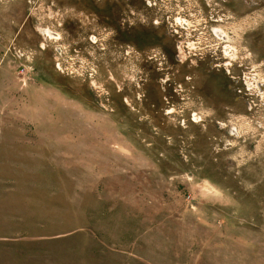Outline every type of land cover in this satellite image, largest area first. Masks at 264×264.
I'll use <instances>...</instances> for the list:
<instances>
[{
  "label": "rangeland",
  "instance_id": "rangeland-1",
  "mask_svg": "<svg viewBox=\"0 0 264 264\" xmlns=\"http://www.w3.org/2000/svg\"><path fill=\"white\" fill-rule=\"evenodd\" d=\"M149 1L0 0V264H264V0Z\"/></svg>",
  "mask_w": 264,
  "mask_h": 264
},
{
  "label": "flooded vegetation",
  "instance_id": "flooded-vegetation-1",
  "mask_svg": "<svg viewBox=\"0 0 264 264\" xmlns=\"http://www.w3.org/2000/svg\"><path fill=\"white\" fill-rule=\"evenodd\" d=\"M91 1V0H90ZM146 1V3L148 4L147 5V7L149 8V9H152L153 8V6H154V4H152L151 3V1H149V0H145ZM94 2V1H93ZM158 5H159V3L158 2H156L155 3V7H157L158 8ZM161 5V4H160ZM124 6H125V4H124ZM90 8H91V6H90ZM93 8V7H92ZM112 8V7H111ZM175 11L174 10H166V13H169V14H173ZM163 16V15H162ZM167 17H169L168 15L167 16H163V17H161L162 19H163V21L168 25V23H170L169 22V19L167 18ZM160 19V17L157 15V18L155 19V21H156V25L157 26H159V20ZM110 20V23L109 24H107V25H109V27L110 28H118V27H120V25L118 24V21H117V18H116V13H115V11H112V18L111 19H109ZM153 21V20H152ZM172 21H175V20H172ZM179 21V19H177L176 21H175V23H179L178 22ZM173 23V22H172ZM114 24H117V26L118 27H112V25H114ZM155 24V23H154ZM180 24V23H179ZM182 25V24H181ZM173 27L171 24H169V26L168 27H165L166 28V31H164L165 32V37H169V38H171L172 40H174L173 42L175 43V48H176V51H177V53L178 54H180V57L181 58H183V56H182V53L180 52V50H179V48H180V45L178 44V43H180L182 40L180 39V37L181 36H179V34H178V30L176 31L175 29H172L171 31H169L168 30V28L169 27ZM183 26H185V25H183ZM183 26H182V28H183ZM178 27H180V26H178ZM181 28V27H180ZM126 30H128L127 28H125L124 30H123V28L122 27H120V29L118 28L117 29V34L118 33H120L121 34V32H124V33H126L127 34V32H125ZM213 31L214 32H217V31H215L214 29H213ZM44 32V34H46V32L45 31H43ZM151 32V31H150ZM213 32V33H214ZM116 33V32H115ZM128 33H131V30H129V32ZM223 35H224V33H222ZM132 36V35H131ZM215 37H217L216 35H214ZM226 36V35H225ZM218 38V37H217ZM218 39H220V40H223V39H221V38H218ZM178 42V43H177ZM187 48V47H186ZM183 49H184V51H186V49H185V47H183ZM213 48H211V50H212ZM189 50V49H188ZM192 50V49H191ZM216 52H217V50H216ZM215 52V53H216ZM205 56H203L204 58L205 57H208V54L206 53V54H204ZM202 57V58H203ZM177 58V57H176ZM213 58V57H212ZM199 59V58H198ZM201 59V58H200ZM179 62H181L180 60H178ZM183 63H188V62H186V60L185 61H182ZM189 62H191V61H189ZM196 63V62H195ZM213 64H214V62H213ZM224 66H226L225 64H224ZM167 82V81H166Z\"/></svg>",
  "mask_w": 264,
  "mask_h": 264
},
{
  "label": "crops",
  "instance_id": "crops-1",
  "mask_svg": "<svg viewBox=\"0 0 264 264\" xmlns=\"http://www.w3.org/2000/svg\"><path fill=\"white\" fill-rule=\"evenodd\" d=\"M213 29H214L215 31H216V30H218V31H219V29H218V28H216V27H215V28H213ZM220 31H221V33H223V32H222V30H220Z\"/></svg>",
  "mask_w": 264,
  "mask_h": 264
},
{
  "label": "bare ground",
  "instance_id": "bare-ground-1",
  "mask_svg": "<svg viewBox=\"0 0 264 264\" xmlns=\"http://www.w3.org/2000/svg\"><path fill=\"white\" fill-rule=\"evenodd\" d=\"M57 38V37H56ZM228 48L226 47V52H227Z\"/></svg>",
  "mask_w": 264,
  "mask_h": 264
},
{
  "label": "water",
  "instance_id": "water-1",
  "mask_svg": "<svg viewBox=\"0 0 264 264\" xmlns=\"http://www.w3.org/2000/svg\"><path fill=\"white\" fill-rule=\"evenodd\" d=\"M46 31V30H45ZM54 34V33H53Z\"/></svg>",
  "mask_w": 264,
  "mask_h": 264
}]
</instances>
